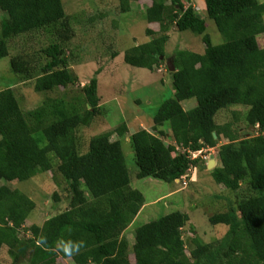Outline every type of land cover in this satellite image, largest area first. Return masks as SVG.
I'll list each match as a JSON object with an SVG mask.
<instances>
[{"label":"trees","instance_id":"1","mask_svg":"<svg viewBox=\"0 0 264 264\" xmlns=\"http://www.w3.org/2000/svg\"><path fill=\"white\" fill-rule=\"evenodd\" d=\"M137 1L119 0L121 13ZM149 1L144 19L158 24L162 35L126 50V64L153 72L165 55L171 26L202 36L205 47L201 55L183 50L172 56L173 97L152 118L157 133L139 129L129 135L136 178L184 187L183 176L194 168L197 173L201 162L206 163L202 156L192 159L189 152L212 149L216 165L210 174L215 184L230 192L246 185L249 196L234 211L209 218L211 226L228 229L214 243L193 239L190 257L182 238L189 218L179 212L137 228L130 250L122 235L144 199L130 187L120 142L111 141L109 134L97 135L81 153L74 135L98 110L92 114L84 108L82 116L67 108L62 94L23 112L7 88L0 91V181L29 180L54 169L70 196L65 210L49 216L41 227L30 226V238H25L20 232L35 204L18 189L0 186V253L5 249L11 264H56L60 259L73 264H131L128 251L134 264H264V3L203 0L206 19L224 40L213 45L206 34L207 20L184 0ZM0 12V60L8 57L7 43L13 38L41 32L49 41L36 61L22 54L9 59L16 77L33 81L34 92L40 94L64 93L78 83L65 50L73 38V19L65 14L62 0H0ZM97 75L81 88L91 102H96ZM191 99L196 106L183 109L182 103ZM237 106L247 108L246 130L253 128L254 133L242 135L231 122L216 123L220 111ZM125 132V125L116 130L118 137ZM221 138L226 142L219 144ZM39 143L45 144L50 157Z\"/></svg>","mask_w":264,"mask_h":264},{"label":"rangeland","instance_id":"2","mask_svg":"<svg viewBox=\"0 0 264 264\" xmlns=\"http://www.w3.org/2000/svg\"><path fill=\"white\" fill-rule=\"evenodd\" d=\"M258 1L264 3V0ZM184 4L190 6L200 18L207 20L203 0H184ZM62 5L65 14L73 19V38L65 50L67 55L69 54V68L77 76L78 83L70 86L64 93L62 90L40 94L34 92L33 81H23L11 72L9 59L13 56L22 54L33 57L30 59L34 61L40 59L39 52L49 41L44 33L39 32L8 41V57L0 60V91L11 88L23 112L35 109L48 97H60L62 94L67 108L82 116L84 108L92 114L94 110H98L99 113H95L87 125L79 127L74 135L81 153L86 152L90 139L97 135L109 134L111 141L120 142L130 187L139 191L144 199L140 212L122 235L128 241L130 250L137 228L175 212L186 214L189 218L182 230L187 257H190L189 253L194 247L192 240L195 238L205 244L220 241L228 228L221 225L211 226L209 218L213 214L234 211L237 204L249 196L250 190L242 184L239 190L230 192L215 184L210 174L212 169L206 170L203 167L208 165L210 156H215L216 151L203 149L195 152L194 156L197 155L196 158L202 156L206 163L202 165L201 162L202 167L196 174L192 171L193 182H189L187 187H181L152 178L137 179L138 168L129 143V135L139 129L157 133L153 132L152 118L159 106L173 97L171 73L176 70L173 66V70L170 71L167 63L172 61V56L177 51L187 50L203 54L205 46L202 43V36L190 31L177 32L171 26L166 32L169 40L165 46V55L160 59V65L152 72L132 67L124 62L126 50L162 35L158 24H147L144 19L145 8L151 5L149 0L131 3L127 13H121L119 0H62ZM3 19L4 15L0 12V27ZM206 26V34L212 44H222L224 40L213 22L207 20ZM147 30L153 34L147 36ZM262 37H258L260 45ZM96 73L98 88L96 96L92 97L96 102H91L92 99L82 93L81 88L86 86ZM195 106L194 99L182 103L185 110ZM246 110L247 108L241 106L222 110L215 117V121L219 125L233 123V128L239 130L242 135L254 133L253 128L246 130L244 121ZM121 125H125L126 132L122 137H118L116 130ZM225 142L226 140L221 138L219 144ZM169 143L175 146L173 142ZM38 145L43 154L51 156L45 152L44 143ZM1 185L18 189L35 204V210L20 232L21 237L25 238H30L27 231L30 226L41 227L49 216L65 210L70 200L64 181L54 169L37 174L29 180L0 181ZM128 257L130 263L134 264L131 251H128ZM0 264H11L5 249L0 253ZM56 264L73 263L69 259H60Z\"/></svg>","mask_w":264,"mask_h":264},{"label":"built area","instance_id":"3","mask_svg":"<svg viewBox=\"0 0 264 264\" xmlns=\"http://www.w3.org/2000/svg\"><path fill=\"white\" fill-rule=\"evenodd\" d=\"M209 150H211L212 151V149H208V151ZM199 151H197V153H198ZM192 153V154H191ZM189 154H191L190 156H191V158L193 159V158H195L196 159V156H194L195 155V153L194 152H189ZM199 155V154H198ZM208 160V159H207ZM210 160V159H209ZM208 160V161H209ZM192 171H194L195 172V174H196V170L195 169H191V170H189V172L191 173V175H192ZM191 175H185V176H183V186H186L189 182H193L192 181V176ZM179 181H177V183H178Z\"/></svg>","mask_w":264,"mask_h":264},{"label":"water","instance_id":"4","mask_svg":"<svg viewBox=\"0 0 264 264\" xmlns=\"http://www.w3.org/2000/svg\"><path fill=\"white\" fill-rule=\"evenodd\" d=\"M161 59V58H160ZM167 67L170 71L173 70V64H172V61L168 62L167 63ZM253 130V129H252ZM215 166V160H214V156L211 155L210 156V161L208 162V165L204 166L203 169H206V170H211L213 169Z\"/></svg>","mask_w":264,"mask_h":264},{"label":"clouds","instance_id":"5","mask_svg":"<svg viewBox=\"0 0 264 264\" xmlns=\"http://www.w3.org/2000/svg\"><path fill=\"white\" fill-rule=\"evenodd\" d=\"M215 160V159H214ZM210 161V160H209ZM215 165H216V162H215ZM215 167V166H214Z\"/></svg>","mask_w":264,"mask_h":264},{"label":"crops","instance_id":"6","mask_svg":"<svg viewBox=\"0 0 264 264\" xmlns=\"http://www.w3.org/2000/svg\"><path fill=\"white\" fill-rule=\"evenodd\" d=\"M216 162V161H215ZM141 210V209H140ZM140 212V211H139Z\"/></svg>","mask_w":264,"mask_h":264}]
</instances>
